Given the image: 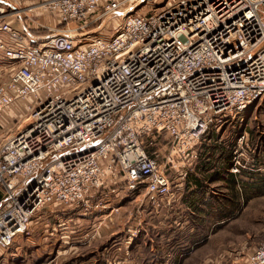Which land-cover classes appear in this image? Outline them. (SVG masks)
I'll use <instances>...</instances> for the list:
<instances>
[{
    "label": "built area",
    "instance_id": "built-area-1",
    "mask_svg": "<svg viewBox=\"0 0 264 264\" xmlns=\"http://www.w3.org/2000/svg\"><path fill=\"white\" fill-rule=\"evenodd\" d=\"M137 4L146 11L133 12ZM33 8L54 23L30 41L28 29L10 20L16 10L0 5V128L18 112L0 141V264L18 238L46 228L50 218L69 248L95 238L123 200L135 203L138 223L147 209L171 210L187 164L180 157L170 172L144 145L154 114L175 113L169 136L187 152L179 145L184 133L198 143L264 99V0H40ZM105 22L111 29L103 30ZM126 109L104 140L55 159L27 181L52 154L101 137ZM240 154L233 150L232 174L245 167ZM69 210L98 222L77 229L65 217ZM127 230L128 244L139 227ZM59 254L32 264L55 263ZM245 258L264 264V242Z\"/></svg>",
    "mask_w": 264,
    "mask_h": 264
},
{
    "label": "rangeland",
    "instance_id": "rangeland-1",
    "mask_svg": "<svg viewBox=\"0 0 264 264\" xmlns=\"http://www.w3.org/2000/svg\"><path fill=\"white\" fill-rule=\"evenodd\" d=\"M138 5L136 6L138 9L135 7L133 12L146 11V8ZM31 17L34 19L33 16ZM112 26V22L107 23L108 29H111ZM42 27L49 33L45 26ZM109 32L111 31H106V33ZM5 67L6 62L0 55V81L6 78V72L3 71ZM11 115L10 126L5 129L0 128V141L4 134L10 131L17 122L18 112H12ZM174 115L173 112H167L165 116L154 114L153 118L157 117L159 124L156 122L149 133L142 134V141L158 163L166 164L165 168L168 171L174 170V166L180 160L187 164V175L182 188L177 190V187L174 188L176 198L172 204V209L175 211L174 217L177 216L176 218L180 220L179 225L176 226L173 223L177 220L171 219L172 217L169 221V227H176L178 230L170 229L167 232L156 230L155 225H151L152 221L145 219L149 211L142 214L138 223L135 203L130 202L125 206L122 203V209L106 218L105 222L101 224L99 234L88 243L79 244L72 250L66 247L69 245L67 243L64 247L55 248L57 243L54 247L51 246L52 238L50 236H47L46 240L41 239L40 241V232L34 230L29 235L20 237L15 241L4 256L2 264H32L53 257L58 253L60 254L55 260L56 262L52 264H68L71 260L91 255L98 257L99 250L104 245H110L114 242L115 237L120 236V234L113 235L118 229V225L123 229V235L115 241L123 246L124 256L121 258L128 257L131 259V246L137 239V243L140 241L137 244L140 248L139 253L135 256L138 259L134 257V264H138V262L139 264H147L144 257L149 254L147 247L151 243L157 249L167 248L170 250L169 246L171 249L174 247L177 253L175 255L167 253L163 259L170 258L172 264H181L183 259L188 256L187 252L195 247L194 243L203 240L216 244V250L213 254L224 250H240L243 253H248L257 244L264 242V99L251 104L241 117H236L234 122L226 123L219 128L221 131L220 139L224 140V144L233 143L232 156L233 150L237 149L241 153L240 160L245 161L247 159V161L244 163L245 167L240 168L239 172L232 174L227 169L219 179L215 180L211 179L210 175L215 172V165L219 159L217 155L220 152L213 147H208L211 145L209 139H201V142L197 143L188 133L182 135L179 145L187 146L189 150L196 151V158L192 159L189 150L187 152H184V149L178 151L180 147L169 136L171 133L170 124L179 121L176 120L178 118L174 119ZM240 135H247L246 144L236 142ZM200 143H202L201 147L198 148ZM204 163L208 165V171L198 170L199 164ZM209 169L212 170L209 171ZM103 172H108V168L105 167ZM195 173L196 176H194ZM131 211L134 212V218H130ZM161 213H153V215L159 216L162 215ZM80 218L84 217L81 216ZM97 219L95 215L92 225L98 222ZM127 225L132 226V229L139 227L137 237L128 244L126 243V237L129 235ZM47 226L46 234L49 232V227L52 226L51 218ZM144 229H146V233L143 231ZM149 236L155 237L154 240L148 238ZM57 246L59 247V244ZM110 255L107 256L106 264L116 258L113 253ZM101 262L103 263V260H99L96 264H102Z\"/></svg>",
    "mask_w": 264,
    "mask_h": 264
},
{
    "label": "crops",
    "instance_id": "crops-1",
    "mask_svg": "<svg viewBox=\"0 0 264 264\" xmlns=\"http://www.w3.org/2000/svg\"><path fill=\"white\" fill-rule=\"evenodd\" d=\"M38 1H40V0H0L1 6H5V7L16 10L15 14L10 17V20L12 21L13 24H15L19 27L21 26V27L28 29L27 35H28V39L30 41H33L34 39H36L38 37H43L45 35H48L47 31L42 26H46V25H50V24L54 23L52 16H50L49 14L42 13L39 9H36V8H33L32 9L33 11H30L27 9V7H31V6L35 5V3H37ZM23 8H25V9L22 10ZM31 16H33L34 19H32ZM107 23H109V22H105L103 24L105 26L103 28V30L107 29ZM101 28H102V26L98 27L97 30L101 29ZM198 170H200V169H198ZM211 170L212 169H209V171H211ZM200 171H203V170H200ZM206 171H208V170H206ZM195 175H196V173H195ZM122 203L125 206L129 203V201L123 200ZM147 211H149V212H147L146 216L147 215L148 216L145 219H148V221H150V222L152 221L151 225L152 226L155 225L156 230H161V232H164V231L167 232L170 229L178 230V228H176V227L175 228L169 227V221L171 219L177 220V221L173 222L176 226L179 225V221H180L178 218H176L177 216L174 217L175 211H173V209L164 210V212L161 213L162 215H159V216L153 215V213L150 211V209H147ZM52 212H53V210H47V211H45V214H52ZM64 212L67 215V216L65 215V217L72 218V222H76L78 224V225L76 224L77 229L86 228V226L89 225L90 223H92V221L95 218V215H93V216L92 215H79L74 210H69V211H64ZM81 216H83L84 218H80ZM170 217H172V218L170 219ZM80 223L81 224L85 223L87 225H84V224L81 225ZM70 228H73V225ZM117 228L118 229L115 231V233H113V235L120 234V236H122L123 235L122 227L120 225H118ZM47 230H48V226L46 228H39L36 230L38 233L40 232L39 233L40 234L39 235L40 241H41V239L46 240L47 236H50L52 238L51 246L54 247V245H56V243H57V245L59 244V247L56 245L55 248L64 247L65 242H69V241L60 237V234H62V232L57 231L54 226L49 227V232L46 234L45 232H47ZM143 231L146 233V229H144ZM120 236L115 237L114 242ZM148 238L154 240L153 238H155V237L149 236ZM137 240L131 246L130 252L132 255L131 256L132 261L134 260V257L136 255H138V253H139L138 251L140 249L137 245V244H139L140 241L137 243ZM114 242L110 243V245H104L99 250L98 257H96L95 255H91L89 257L77 258L74 260L86 262L89 264H96L99 260H101V261L103 260V263L102 262L101 263L106 264V262L108 260L107 256H111L110 253H113L116 258H121L122 256H124L123 246H121L120 244H118L116 242L114 243ZM81 244H85V243H81ZM77 245H79V244H74L72 246V248L69 247V249L72 250L75 247H78ZM148 245H150L147 247V249H148L147 251H149V254L145 255L146 257H144L147 261V264L152 263V262L163 261L164 260L163 256H165V254H167V253H171L174 255L177 253V251H175L176 249L174 247H172V249H171L169 246L170 250H168L167 248H158L157 249L154 244L152 245V243L148 244ZM194 245H195V247L193 249H191V251L187 252L188 256L185 259H183L181 264H245V259H246L245 257L247 254L246 252L243 253L240 250L239 251L238 250H233V251L224 250L223 252H219V253L217 252L216 254H213L214 251L216 250V244L211 243V242H207L206 240H203L199 243H194ZM45 246H47V245H45ZM135 258H137V257H135ZM110 259H112V258H110ZM74 260L69 261V263L74 261ZM41 261H39V262H41ZM138 264H139V262H138Z\"/></svg>",
    "mask_w": 264,
    "mask_h": 264
},
{
    "label": "trees",
    "instance_id": "trees-1",
    "mask_svg": "<svg viewBox=\"0 0 264 264\" xmlns=\"http://www.w3.org/2000/svg\"><path fill=\"white\" fill-rule=\"evenodd\" d=\"M237 135H238V133H237ZM220 136H221V131H216L215 129H211L208 132H206V134L202 138L203 140L209 139L211 145H209L208 147H213L215 150L220 152V154L217 155V157L219 159L217 160V163L215 165V168H216L215 172L213 174L211 173V175H210L211 179H213V180L219 179L221 174L223 172H225L229 168L230 164L232 163L231 157H232L233 143L224 144V140L220 139ZM200 142H201V140H200ZM201 144L202 143L199 144L198 148L201 147ZM199 155H201V153H199ZM196 156H197V154H196ZM205 163L199 164L198 169L203 170V171L207 170L208 165H206V164H209V163H206V164ZM194 176H196V175L194 174ZM195 182L197 183V180H195Z\"/></svg>",
    "mask_w": 264,
    "mask_h": 264
},
{
    "label": "water",
    "instance_id": "water-1",
    "mask_svg": "<svg viewBox=\"0 0 264 264\" xmlns=\"http://www.w3.org/2000/svg\"><path fill=\"white\" fill-rule=\"evenodd\" d=\"M128 109H126L115 121V123L107 130L105 131V133L99 137L98 139H96L94 142L92 143H89V144H85L81 147H79L78 149L76 148H70V149H67V150H64V151H61V152H58L56 154H52L51 156H49L48 158H46L40 166L37 167V169L33 172V174L27 179V181H32L34 179L35 176H37L40 171L42 170V168L44 166H46L47 164L51 163L52 161H54L55 159L57 158H60V157H63V156H66V155H69V154H73L75 152H77L78 150H84V149H87V148H90V147H93L95 144H98L99 142H101L102 140H104L107 135L112 131V129L117 125V123L121 120V118L126 114V111Z\"/></svg>",
    "mask_w": 264,
    "mask_h": 264
}]
</instances>
